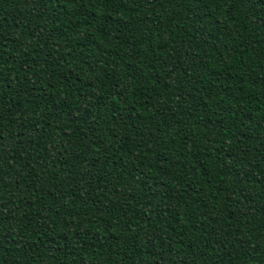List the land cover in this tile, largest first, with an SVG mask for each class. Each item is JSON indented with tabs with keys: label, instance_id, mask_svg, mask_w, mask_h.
<instances>
[{
	"label": "trees",
	"instance_id": "1",
	"mask_svg": "<svg viewBox=\"0 0 264 264\" xmlns=\"http://www.w3.org/2000/svg\"><path fill=\"white\" fill-rule=\"evenodd\" d=\"M0 264H264V0H0Z\"/></svg>",
	"mask_w": 264,
	"mask_h": 264
}]
</instances>
